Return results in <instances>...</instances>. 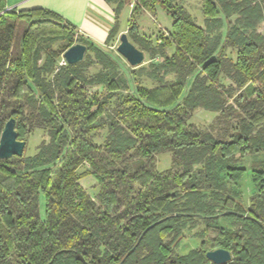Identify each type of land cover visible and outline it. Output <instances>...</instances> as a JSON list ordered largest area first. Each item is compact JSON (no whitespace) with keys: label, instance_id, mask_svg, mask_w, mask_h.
<instances>
[{"label":"trees","instance_id":"1","mask_svg":"<svg viewBox=\"0 0 264 264\" xmlns=\"http://www.w3.org/2000/svg\"><path fill=\"white\" fill-rule=\"evenodd\" d=\"M106 1L116 13L131 2ZM156 5L172 23L152 43L135 13ZM201 10L198 24L173 0H134L127 35L150 57L132 67L111 47L117 18L100 45L0 0V133L10 117L20 140L44 132L32 154L0 158V264H215L216 248L231 254L220 264H264V0ZM74 43L83 59L60 64ZM197 109L214 113L206 127ZM163 152L170 166L157 170ZM192 230L199 244L179 253Z\"/></svg>","mask_w":264,"mask_h":264},{"label":"crops","instance_id":"2","mask_svg":"<svg viewBox=\"0 0 264 264\" xmlns=\"http://www.w3.org/2000/svg\"><path fill=\"white\" fill-rule=\"evenodd\" d=\"M4 3L7 9L16 12L36 8L51 11L60 16L64 21L72 24L80 35L94 43L103 45L116 18L119 31L115 38H118L122 32H126L127 34L128 19L134 5V0H131L129 4H125L119 13L115 11V2H107L106 0H4ZM154 11L150 13L144 10L135 13V21L138 24V35H149L148 37L152 38L150 36L151 33H147L149 24L148 22H144L145 19L142 16L152 17ZM122 13H125L127 17V24L124 27L120 24ZM132 43L137 46L136 43Z\"/></svg>","mask_w":264,"mask_h":264},{"label":"rangeland","instance_id":"3","mask_svg":"<svg viewBox=\"0 0 264 264\" xmlns=\"http://www.w3.org/2000/svg\"><path fill=\"white\" fill-rule=\"evenodd\" d=\"M173 3L182 6L194 19V21L198 24H202L203 22V14L201 10V0H173ZM127 9V8H126ZM121 21L120 24L122 27L126 26L127 24V17L125 13H122ZM142 18L145 19V23L148 22V28H147V33H151L150 36L152 38L148 37L151 39L152 43H156V37L160 34H167V29L171 28V23H172V17L170 14L165 12L161 6L156 5L155 11L153 16L151 17H146L142 16ZM262 27L264 28V22ZM25 28L24 23H20L16 29L15 37L12 43V52L13 54H17L20 50V40H21V35L22 32ZM128 34V32H127ZM149 36V35H148ZM129 37V35H128ZM130 39V37H129ZM131 40V39H130ZM111 46L112 48H116V45L118 44V38H115L113 41H111ZM145 59L142 64L146 65V63L149 61L150 55L148 52H145ZM155 61L159 62L161 60V56L158 55L154 59ZM140 82L146 86L152 85V80L147 77V75L143 74L140 77ZM214 117V113L204 110V109H197L196 111L193 112V115L191 117V121L195 122L198 124L200 127H206L209 122ZM44 137V132L41 129H36L29 137L27 136L23 140L25 141V146H24V153L25 154H32L35 152L37 145L41 141V139ZM257 158H264V151H259L255 154ZM170 166V154L169 152H163L159 153L156 156V168L157 170H164ZM81 184L88 190V192L93 195L95 191L97 190V187L95 185V180L91 176H86L80 179ZM39 209L40 213H43V207H44V200L43 197H40V202H39ZM219 218L218 220H220ZM222 222V221H221ZM194 230H192L190 233H188V236L183 238L178 246H177V251L179 253H186L189 249L196 247L200 240L193 236Z\"/></svg>","mask_w":264,"mask_h":264},{"label":"water","instance_id":"4","mask_svg":"<svg viewBox=\"0 0 264 264\" xmlns=\"http://www.w3.org/2000/svg\"><path fill=\"white\" fill-rule=\"evenodd\" d=\"M85 51L86 46L84 44L74 43L63 52L62 57L67 63L73 64L83 59ZM116 51L132 67L139 66L144 62V52L129 40L126 32L120 33L118 37V44L116 45ZM24 146L25 141L17 138V133L15 130V119L13 117H10L4 123L3 129L0 133V158H9L13 155L21 156L24 151ZM227 212L228 211H224L223 213L217 214L215 216H221L222 214H226ZM162 220L163 218L148 225L140 234L137 243L149 228L153 227L155 224ZM206 258L215 264H220L229 261L231 259V254L226 249L216 248L207 251Z\"/></svg>","mask_w":264,"mask_h":264},{"label":"built area","instance_id":"5","mask_svg":"<svg viewBox=\"0 0 264 264\" xmlns=\"http://www.w3.org/2000/svg\"><path fill=\"white\" fill-rule=\"evenodd\" d=\"M66 63V61L64 60V58L62 57L61 61H60V64H64Z\"/></svg>","mask_w":264,"mask_h":264}]
</instances>
